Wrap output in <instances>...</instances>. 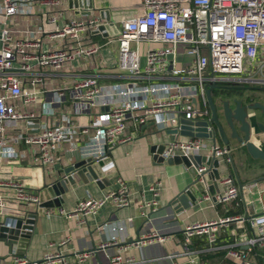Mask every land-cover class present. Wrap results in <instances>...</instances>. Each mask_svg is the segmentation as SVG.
Returning <instances> with one entry per match:
<instances>
[{
  "label": "built area",
  "instance_id": "2783aa9c",
  "mask_svg": "<svg viewBox=\"0 0 264 264\" xmlns=\"http://www.w3.org/2000/svg\"><path fill=\"white\" fill-rule=\"evenodd\" d=\"M36 2L58 5L61 0H0V147L5 148L11 141L24 142L36 164H54L56 151L66 142L71 144L72 151L78 150L84 158L94 161L109 158V151L127 140L124 133L130 119L139 124L153 120L158 128L171 130L179 127L175 120L180 117L207 118L211 114L206 93L210 84L243 81L264 87V0H142V11L115 28L119 44L118 69L124 80L103 85L97 76L87 75L57 90L56 98L44 106L43 94L48 92L42 85L44 76L77 59L98 53L102 44L85 42L84 34L97 31L101 23L97 18L75 17L59 24L57 17L51 16L49 21L54 28L49 36L64 40V46H42L41 29L34 35L15 37L10 28L12 17L25 9L28 11V5ZM141 42L149 46L141 49ZM152 43L160 46H151ZM180 47L189 57L181 65ZM247 62L256 65L244 74ZM27 76L31 77L29 81ZM64 90L69 91L79 114L92 113L96 105L106 108L91 115L87 122H76L67 113L51 121L52 106L65 96ZM39 104L41 108L37 111L35 107ZM24 122L27 125H23ZM10 131L13 132L11 136ZM178 133L166 144L162 152L165 159L202 152L223 158L230 153L229 147L211 143L210 138H183ZM86 135L88 138L83 140ZM16 160L18 157L14 155L11 161ZM111 162L109 169L114 168ZM3 165V157H0V173ZM206 170V165L197 167L200 181ZM116 180L118 186L103 196H89L79 200L74 209H61L60 212L78 216L80 222H84L108 201L116 208L129 205L127 182L120 176H116ZM221 183L225 189L213 198L210 192L203 196L216 202H228L238 196L239 188L231 176L222 177ZM253 185L256 183L248 186ZM150 190L154 197L143 201V213L147 209L156 210L158 204V183L152 184ZM11 202L27 208L39 206L40 193L14 177L0 175V226H10L19 218L2 217ZM47 213L54 212L49 209ZM231 221L246 223L253 235L244 243L247 251L230 247L228 254L238 264H258L249 254L256 246L264 244V211L249 217L234 215L188 224L183 230L185 252L194 260V237L205 236L213 245L220 227ZM148 238L153 237H144ZM108 245L106 242L98 247ZM92 254L93 250H84L78 253V258L85 261ZM132 260L114 254L109 264H125ZM10 264L70 263L59 248L40 259H31L14 249Z\"/></svg>",
  "mask_w": 264,
  "mask_h": 264
},
{
  "label": "crops",
  "instance_id": "0c3cea01",
  "mask_svg": "<svg viewBox=\"0 0 264 264\" xmlns=\"http://www.w3.org/2000/svg\"><path fill=\"white\" fill-rule=\"evenodd\" d=\"M140 11H142V0H61L58 5L32 3L28 5V11L25 9L14 15L10 23L14 36L22 38L26 35H34L37 34L35 31L41 29L43 30L42 46L46 47L65 45L64 40L49 36L54 28V24L49 21L51 16H56L59 24L79 17L97 18L101 25H107L102 31L90 30L84 34L85 42L102 44L98 53L88 58L77 59L63 69L44 76L42 85L48 90L43 94L44 106L56 98L57 90L87 75L97 76L103 85L124 80L118 69L119 44L116 40L115 28ZM107 15H110V21L106 20ZM140 45L141 49L149 46L144 42ZM151 46L156 47L160 44L152 43ZM179 51L182 53L179 63L181 65L189 57L183 53V47H180ZM29 79L31 77L27 76L28 81ZM224 82L226 81H220L218 85ZM227 82L229 83L224 86L239 88L225 89L233 95L242 94L246 97L249 95L264 103V87L243 81ZM64 93L65 96L52 106L51 121L59 120L63 113H67L76 122H87L91 115L106 108L96 105L94 106L96 109L92 107V113L79 114L69 91L64 90ZM40 108L41 104L36 106L35 110L39 111ZM258 111L260 112L257 110L255 113H259ZM77 116L80 117L77 119ZM42 119L46 121L44 117ZM43 120H41L42 123ZM175 122L179 124L180 120L176 119ZM23 125L27 124L24 122ZM226 130L230 134L228 127ZM178 134L183 138L186 137L181 133ZM11 135H13L12 131L9 132V136ZM173 135L176 136L172 130L158 128L153 120L139 124L130 119L127 121L124 133L127 140L115 145L108 153L109 160L115 167L114 170L109 169V160L105 162V167L102 166L104 176L108 180H102L100 183L96 179L87 182L76 181L75 185H70L65 191L59 187L56 195L59 199L58 204L54 202L53 206L41 209L39 206L27 208L17 202L9 203L2 217H21L26 211L37 213V216L28 238L23 237L17 243H10L8 239L0 236V264L11 263V252L14 249H18L20 254L31 259H40L45 253L59 248L63 249L70 264H109L114 254H121L125 260L133 259L125 264H173L174 262L178 264H238L228 254V249L234 247L247 251L244 243L252 237L253 233L246 223L231 221L227 225H222L217 233V241L213 245L209 244L205 236L194 237L192 247L196 256L199 257L198 261L195 257L192 260L184 250L183 230L185 226L194 222L234 215L249 217L263 212L264 161L246 167L242 164L241 155L236 151L238 144L233 142L229 148L238 174L233 169L229 153L221 158L219 172L221 179L225 176H231L234 179L239 188L238 196L228 202H216L204 197L203 195L210 192L213 198L216 193L225 189L220 179L217 180L219 191L215 184V193H211L208 189L202 194L198 190H192L190 194L194 200H188L184 204V201L179 200L178 195L192 182L193 170L183 162L166 164L154 157L158 152L157 148L166 145L172 140ZM87 138V135L83 136V140ZM262 138L264 148V133ZM209 141L213 143L212 139ZM217 144L228 147L220 141ZM70 148V143H63L56 151V162L42 166L34 163L27 144L8 142L5 148L0 147V157H3L4 163L0 175L14 177L34 190L44 191L46 184L62 176L64 168L76 160L75 151ZM8 149L11 150L9 151L12 152L11 154L5 152ZM202 154L207 155L206 152ZM14 155L18 157V160L11 161ZM116 176H120L128 184L129 205L116 208L111 201H108L95 214L88 216L84 222H80L78 216H68L60 212L61 209L64 211L74 209L81 199L89 196L101 197L110 189L116 188L118 186ZM211 182L210 180L208 183ZM254 182L256 185L248 186ZM155 183L159 186L156 210L147 209L146 213H143L142 203L154 197L150 186ZM45 192L46 198H54L50 197L48 191ZM49 209L54 213L48 214ZM113 227H117L116 230ZM148 235H152L153 238L144 239ZM63 241L65 243L61 244ZM106 242L109 243L108 246L98 247ZM125 245L128 246L122 248ZM90 249L93 250V254L85 261H81L78 253ZM257 256L264 261V244L256 246L249 254V258L256 262Z\"/></svg>",
  "mask_w": 264,
  "mask_h": 264
},
{
  "label": "water",
  "instance_id": "95a60500",
  "mask_svg": "<svg viewBox=\"0 0 264 264\" xmlns=\"http://www.w3.org/2000/svg\"><path fill=\"white\" fill-rule=\"evenodd\" d=\"M106 20L110 21V15L106 17ZM113 24V23H112ZM107 25H100L98 30H103ZM218 84H210L207 87L206 93L210 107V116L204 119H189L186 117H180V123L178 128L171 129L175 134L179 131L185 136H198L203 138H210L217 144L218 141L231 146L233 142L237 145L236 151L241 155L242 164L246 167L254 165L259 161H264V148L263 145V133L264 123L259 121L258 118L254 121L253 119L257 114L250 116L249 111L260 110L264 112V103L260 100L253 98L252 96H244L242 94L233 95L225 89L226 86H222L219 92L214 94L213 89L217 88ZM216 96L219 98V102H216ZM220 106V107H219ZM39 119L36 120L38 122ZM226 127L230 129V134L227 132ZM175 136H172V139ZM166 145H162L157 148L158 152L155 154V159L162 161L166 164L173 163H185L188 168L193 170L194 178L189 183L185 191L178 195L179 200L184 201L194 200L190 194L192 190H198L200 194L206 191L215 193L214 184L217 185L221 179V173L219 167L221 158L215 157L213 154H202L195 153L190 155H175L173 157H165L162 155ZM76 160L64 168L62 176L57 177L51 183L46 184V189L43 191L39 190L41 203L39 204L40 209L46 206H53L54 202L58 204L57 188L60 187L64 191L69 189L70 185H75L76 181H84L96 179L99 183L102 180H108L104 175L102 166L105 167V162L109 158L94 161L92 158H84L78 150L74 152ZM230 161L236 174H238L237 166L231 153ZM110 161V160H109ZM108 161V162H109ZM205 164L207 170L202 174L203 180L200 181L197 172V167ZM115 168V167H114ZM114 168H112L114 170ZM109 175V174H108ZM211 183H208L209 181ZM218 180V181H217ZM206 184V185H205ZM240 187L242 184L240 183ZM45 191H48L50 197L46 198ZM190 202V201H189ZM37 213H27L24 217H19L17 220L12 221L10 226H0V236L8 239L10 243H17L20 238H28L33 229V223L35 222ZM199 257L196 256V261Z\"/></svg>",
  "mask_w": 264,
  "mask_h": 264
},
{
  "label": "rangeland",
  "instance_id": "374dc122",
  "mask_svg": "<svg viewBox=\"0 0 264 264\" xmlns=\"http://www.w3.org/2000/svg\"><path fill=\"white\" fill-rule=\"evenodd\" d=\"M255 65H256V63H253V62H247V66H248V69L245 71V73L244 74H247L248 73V70L249 69H251V68H253V67H255ZM215 100H216V102H219V98L216 96V98H215ZM220 107V106H219ZM93 109H96L95 107H93ZM259 112V111H258ZM249 114H250V116L252 115V114H256L255 113V111H249ZM258 118V120H261V121H264V112H259V113H257V116H255L253 119H251L252 121H253V124L255 125V120Z\"/></svg>",
  "mask_w": 264,
  "mask_h": 264
},
{
  "label": "trees",
  "instance_id": "16d2710c",
  "mask_svg": "<svg viewBox=\"0 0 264 264\" xmlns=\"http://www.w3.org/2000/svg\"><path fill=\"white\" fill-rule=\"evenodd\" d=\"M228 83H229V82H227V83H226V82H224V83H220L219 86L213 90V93H214V94L218 93V92H219L218 89L223 88L222 86H224L225 84H228ZM230 84H231V83H230ZM228 87H230V86H228ZM228 87H226V88H228ZM232 88H233V87H232ZM233 89H239V88H233ZM257 263H258V264H264V261H263V259H262L261 257H258V256H257Z\"/></svg>",
  "mask_w": 264,
  "mask_h": 264
},
{
  "label": "flooded vegetation",
  "instance_id": "af4514ba",
  "mask_svg": "<svg viewBox=\"0 0 264 264\" xmlns=\"http://www.w3.org/2000/svg\"><path fill=\"white\" fill-rule=\"evenodd\" d=\"M226 87H228V86H226ZM231 87H233V86H230V87H228V89H233V88H231ZM236 87V86H235ZM242 89V88H241Z\"/></svg>",
  "mask_w": 264,
  "mask_h": 264
}]
</instances>
